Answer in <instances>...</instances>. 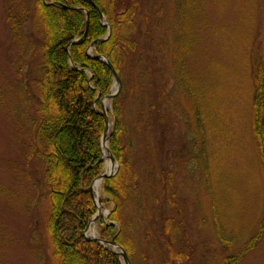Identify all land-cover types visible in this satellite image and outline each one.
Wrapping results in <instances>:
<instances>
[{
  "label": "rangeland",
  "instance_id": "rangeland-1",
  "mask_svg": "<svg viewBox=\"0 0 264 264\" xmlns=\"http://www.w3.org/2000/svg\"><path fill=\"white\" fill-rule=\"evenodd\" d=\"M139 1L142 64L125 75L124 119L135 137L134 164L144 190L155 186L153 171L159 170L160 201L173 200L172 214L182 225L184 259L166 264H224L254 235L264 213V173L253 131L264 0H191L187 19L175 15V0ZM25 3L0 0V264H57L47 234L44 165L24 153L28 115L35 109L22 112L25 94L40 74L25 65L29 36L15 41L7 20L9 9L18 13ZM180 28L188 37L185 72L198 104L178 88L174 75L169 44ZM26 33L33 34L28 28ZM32 52L39 63L37 45ZM106 102L111 111V100ZM198 111L204 130L197 126ZM192 131L199 145L204 141L203 152ZM104 158L106 169L108 153ZM147 209L151 220L147 215L145 223L141 215L136 234L137 264H164L169 256L160 240L163 210L151 204ZM110 211L102 204L100 216ZM87 235H98V222ZM237 264H264V235Z\"/></svg>",
  "mask_w": 264,
  "mask_h": 264
},
{
  "label": "trees",
  "instance_id": "trees-1",
  "mask_svg": "<svg viewBox=\"0 0 264 264\" xmlns=\"http://www.w3.org/2000/svg\"><path fill=\"white\" fill-rule=\"evenodd\" d=\"M25 1L18 13L9 9L7 20L15 41H25L23 38L29 36L25 41L26 54L31 59L28 58L25 65L38 69L40 74L31 87L32 102L31 94H25L26 109L22 112L27 113L30 105L35 109L33 115L28 112L29 126L25 128L28 143L24 153L29 161L36 159L44 165V191L48 204L46 225L54 261L57 264H123L120 255L85 235L97 213L91 185L105 169L102 137L106 123L102 101L115 84L112 69L96 58L99 55L106 56L112 63L120 75L122 88L112 98L109 112L113 123L109 147L119 162V170L102 182L101 201L111 211L107 219L102 215L99 217L98 236L103 240L115 238L127 251L132 264H137L140 242L136 234L140 232V216L143 215L146 223L145 216L151 220L152 214L147 209L149 204L162 207L160 240L169 256L163 263L183 260L179 247L183 240L182 225L172 214L176 205L171 199L160 201L158 195L162 190L157 181L163 175L157 169L153 171L155 186L149 192L144 190L143 180L134 164L135 137L124 119L125 75L128 71L133 73V64L138 63L139 67L142 64L136 37L139 30L137 16L142 11L140 1ZM175 1V15L178 19H187L191 0ZM98 9L108 25L102 23ZM156 20L161 22L160 18ZM27 28L33 34L26 33ZM178 30L176 38L169 44L176 70L174 75L178 79V88L198 104L199 93L185 72L188 37L185 40L183 30ZM109 31V38L94 45L89 53L91 43L106 37ZM186 36H189L188 32ZM78 39L80 41L76 42ZM161 42L163 48L167 47L163 38ZM33 44L41 52L39 63L33 59L34 51L31 53ZM143 68H140L142 73ZM253 109V131L264 173V40ZM197 118V126L203 129L200 111ZM192 135L196 139L193 131ZM204 146V141L198 144L200 151H204ZM263 235L264 213L254 235L236 253L228 255L224 264L239 263L257 247ZM220 238L225 242L221 233Z\"/></svg>",
  "mask_w": 264,
  "mask_h": 264
},
{
  "label": "water",
  "instance_id": "water-1",
  "mask_svg": "<svg viewBox=\"0 0 264 264\" xmlns=\"http://www.w3.org/2000/svg\"><path fill=\"white\" fill-rule=\"evenodd\" d=\"M98 12H99V15H100V18H101L102 23L104 25H108V22H107V20H106V18L104 16V14L99 9H98ZM110 34H111V32L109 31V33H108V35L106 37L100 38V39L92 42L91 43V46L89 48V53L92 52V48H93L94 45H96L97 43H100V42H103V41L107 40L109 38ZM85 36H86V34H85ZM78 41H80V39H78L76 42H78ZM96 58L102 60L103 62L107 63L110 66V68L113 71L114 78H115V86H114L112 92L109 95H107L105 97V99L102 101V115L105 117V123H106V125H105V132H104L103 137H102V147H103L105 141L106 140L108 141V138H109L108 134H109L110 125H111L110 116H109V112L110 111H109V109L106 108L105 103L108 100H112V98L120 92V90L122 88V80L120 78V75L118 74V72L116 71V69L114 68V66L112 65V63L109 61V59L106 56L99 55ZM107 152H108V159L111 161L112 164L115 165V168H114L113 171H111L109 173L106 172V171H104L98 178H96L94 180V182L91 185V191L95 195L97 194L95 192V189H94L95 182L98 179H101V181H103L107 177L114 176L117 173V171L119 170V163L116 160V158L114 157V155L112 154L109 146L107 147ZM116 164H118V169H116V167H117ZM95 204L98 207V212L94 216V218L92 219V222H96L98 220L99 216H100L99 209H100V206H102V201H101L100 194H98L97 197H95ZM87 231H86L85 235L88 238H90V239H96V240L100 241L105 247H107V248L113 250L114 252H116L118 255H120L122 257V260H123V263L124 264H132V262L130 260V257H129V255L127 253V251L125 250V248L122 245H120L116 241L115 238H113L112 240H103L99 236H92V237H90V236L87 235Z\"/></svg>",
  "mask_w": 264,
  "mask_h": 264
},
{
  "label": "bare ground",
  "instance_id": "bare-ground-1",
  "mask_svg": "<svg viewBox=\"0 0 264 264\" xmlns=\"http://www.w3.org/2000/svg\"><path fill=\"white\" fill-rule=\"evenodd\" d=\"M105 106H106V108L108 109V104H107V102L105 103ZM107 147H108V141L106 140L105 141V143H104V145H103V150H104V156L105 157H107ZM108 164H107V168L105 169V171L106 172H111V171H113L114 170V168H115V165L114 164H112L110 161H108L107 162ZM101 183H102V181H101V179H98L96 182H95V184H94V189H95V192L97 193V195L98 194H100V186H101ZM100 210H101V206H100V209H99V212H100ZM93 225V223L91 224V226Z\"/></svg>",
  "mask_w": 264,
  "mask_h": 264
}]
</instances>
